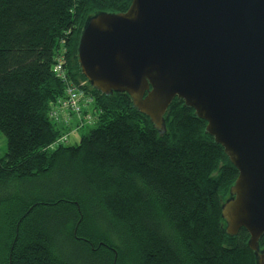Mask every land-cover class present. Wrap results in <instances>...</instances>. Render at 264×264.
<instances>
[{"label":"trees","instance_id":"16d2710c","mask_svg":"<svg viewBox=\"0 0 264 264\" xmlns=\"http://www.w3.org/2000/svg\"><path fill=\"white\" fill-rule=\"evenodd\" d=\"M130 4L0 0V264H255L247 232L225 234L238 173L206 123L175 98L159 135L128 95H103L80 72L87 19ZM61 55L98 116L78 144L50 147L62 136L48 116L68 84L52 70Z\"/></svg>","mask_w":264,"mask_h":264},{"label":"water","instance_id":"95a60500","mask_svg":"<svg viewBox=\"0 0 264 264\" xmlns=\"http://www.w3.org/2000/svg\"><path fill=\"white\" fill-rule=\"evenodd\" d=\"M80 72L103 95L125 93L159 135L173 99L203 120L237 177L221 206L225 234H248L264 264V0H131L92 15Z\"/></svg>","mask_w":264,"mask_h":264},{"label":"rangeland","instance_id":"374dc122","mask_svg":"<svg viewBox=\"0 0 264 264\" xmlns=\"http://www.w3.org/2000/svg\"><path fill=\"white\" fill-rule=\"evenodd\" d=\"M62 52H66L65 49L62 50ZM63 56H60V59L62 60ZM57 68V66L54 67L55 75L61 77L59 80L63 83H68L71 79L66 75L67 70L66 68ZM85 84L83 83V86ZM66 89V88H65ZM65 92V90H64ZM75 96L73 94H70L71 100L66 101V97L62 96L58 98L57 100L53 101L55 103L53 106H55L57 113L50 117L49 120L55 124H57L61 130H62V138L64 139L63 145L64 146H74L78 144L80 138L85 135L91 128L94 127L97 119L91 120V123H83L81 126H79V122L83 121V116L86 114L87 111L94 109L93 100H90L87 98V100L80 99V93L78 91H74ZM65 94V93H64ZM86 94V93H85ZM87 95V94H86ZM88 96V95H87ZM82 105V109H79V111H76V106ZM50 114V109H49ZM56 120V121H52ZM52 146V145H51ZM50 146V147H51ZM55 147V146H54ZM6 153V139L5 137L0 133V159L4 157Z\"/></svg>","mask_w":264,"mask_h":264},{"label":"built area","instance_id":"2783aa9c","mask_svg":"<svg viewBox=\"0 0 264 264\" xmlns=\"http://www.w3.org/2000/svg\"><path fill=\"white\" fill-rule=\"evenodd\" d=\"M61 63L62 62L59 61V63L56 65L57 68H59ZM82 87H83V83H80L79 86H77V85H74V84L68 82V84L66 86V89H65V94H64V97H66V101L71 100L72 96L70 94H73V96H75V92L74 91H78L80 93V99L82 98L84 100H87V98H89V97L84 93V90L82 89ZM54 104L55 103H51V105H50V114H48V115H50V117H52L53 115H55L57 113V110H56L55 106H53ZM79 109H81L80 105L76 106V111L77 112L79 111ZM94 115H95L94 113H92L90 111H87L86 114L83 116V121H81V122H83V123H91L90 121L95 119ZM50 120H51V118H50ZM52 121H56V120H52ZM79 126H80V122H79ZM64 139L65 138H62V137L57 139V141L55 142V145L63 144Z\"/></svg>","mask_w":264,"mask_h":264},{"label":"bare ground","instance_id":"6f19581e","mask_svg":"<svg viewBox=\"0 0 264 264\" xmlns=\"http://www.w3.org/2000/svg\"><path fill=\"white\" fill-rule=\"evenodd\" d=\"M68 36H69V34L68 33H66L65 34V37L64 38H62L61 40H60V43L62 44V45H65L66 43H67V38H68ZM59 61H61L62 63H61V68H64L63 67V65L65 64V61H64V59L62 58V60L60 59V56L58 57V60H57V62H56V59H55V63H54V65H53V67H52V70H53V72H54V67L59 63ZM54 74H55V72H54ZM57 78H59L60 79V77L59 76H57V75H55ZM62 79V78H61ZM69 83H71V81H68ZM84 93H86L87 95H88V97L92 100V98L90 97V95L86 92V91H84ZM64 96V95H63ZM80 108L82 109V105H80ZM90 112H92V113H94L95 115V119H97V116H98V114H97V112L95 111V108L94 109H92V110H89ZM83 123L80 121V126L82 125ZM57 141V140H56ZM55 141V142H56ZM55 142L52 144V146L51 147H54V146H56L55 145Z\"/></svg>","mask_w":264,"mask_h":264}]
</instances>
